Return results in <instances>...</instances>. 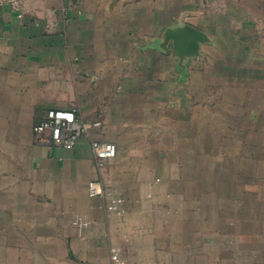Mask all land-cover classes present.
<instances>
[{"label": "crops", "instance_id": "1", "mask_svg": "<svg viewBox=\"0 0 264 264\" xmlns=\"http://www.w3.org/2000/svg\"><path fill=\"white\" fill-rule=\"evenodd\" d=\"M157 1L0 0V264H264V0ZM49 110L100 125L43 146Z\"/></svg>", "mask_w": 264, "mask_h": 264}, {"label": "built area", "instance_id": "2", "mask_svg": "<svg viewBox=\"0 0 264 264\" xmlns=\"http://www.w3.org/2000/svg\"><path fill=\"white\" fill-rule=\"evenodd\" d=\"M99 125V122L88 124L79 120L74 110H49L34 124L32 131L36 143L70 151L91 127ZM90 147L98 168L107 160L114 158L117 153L116 146L109 142L94 140ZM88 194L90 197H101L106 194L101 180L95 179L88 183ZM112 259L115 264H121L116 253Z\"/></svg>", "mask_w": 264, "mask_h": 264}, {"label": "water", "instance_id": "3", "mask_svg": "<svg viewBox=\"0 0 264 264\" xmlns=\"http://www.w3.org/2000/svg\"><path fill=\"white\" fill-rule=\"evenodd\" d=\"M205 40L206 37L199 31L189 26H183L168 30L165 40L162 42H164L165 45L171 42L174 50H176L180 56H190L197 54L199 42Z\"/></svg>", "mask_w": 264, "mask_h": 264}, {"label": "rangeland", "instance_id": "4", "mask_svg": "<svg viewBox=\"0 0 264 264\" xmlns=\"http://www.w3.org/2000/svg\"><path fill=\"white\" fill-rule=\"evenodd\" d=\"M172 2V0H160V1H157L155 2L156 4H160L161 8H162V11L165 10V9H168V7L170 6V3ZM173 28L172 27H166L164 29H162V32H161V38L160 40H165V37H166V32L168 30H172ZM185 71L184 69V63H182V65L180 66V72H183ZM35 139V138H34Z\"/></svg>", "mask_w": 264, "mask_h": 264}]
</instances>
